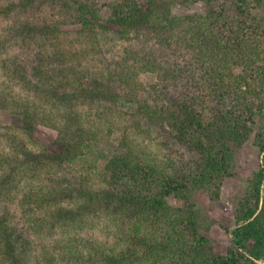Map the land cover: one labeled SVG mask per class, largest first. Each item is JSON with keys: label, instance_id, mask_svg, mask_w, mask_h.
I'll return each instance as SVG.
<instances>
[{"label": "trees", "instance_id": "obj_1", "mask_svg": "<svg viewBox=\"0 0 264 264\" xmlns=\"http://www.w3.org/2000/svg\"><path fill=\"white\" fill-rule=\"evenodd\" d=\"M197 1L0 0V264H264V0ZM253 132L262 161L215 253L190 197L220 200Z\"/></svg>", "mask_w": 264, "mask_h": 264}, {"label": "rangeland", "instance_id": "obj_2", "mask_svg": "<svg viewBox=\"0 0 264 264\" xmlns=\"http://www.w3.org/2000/svg\"><path fill=\"white\" fill-rule=\"evenodd\" d=\"M162 1L169 4L172 14L181 17L203 13L207 9L204 4L197 0ZM253 6V12L264 20V7L256 6L255 4ZM103 43V57L107 60V64L119 66L120 61L126 55V48L130 45V40L122 37L116 27L110 26V31L103 35ZM169 56L171 59L177 58V53H170ZM183 57V55H178L177 59L180 60L182 58L181 60L183 61L188 59ZM236 72H240V69L237 68ZM140 79L144 83V87L149 88L150 83H155L157 77L155 74L147 72L145 74L142 73ZM178 90H180L179 86ZM7 123H9V115L5 111L0 110V125ZM38 131L39 135L47 141L54 142L56 140L57 132L55 130L40 125ZM163 135L162 133L160 135L157 132L154 133L153 150L160 149L163 155L170 154L173 151L168 146L164 144L158 145L164 140L165 136ZM107 139L110 145L112 143L113 146H118L122 139V133L117 130ZM255 140L256 132H253L241 147L235 148L232 176L227 177L224 181L219 201H211L209 196L203 191H197L190 197L191 202L196 205V209L199 211V222L204 234L210 239L209 248L212 252H226L230 240V232L226 230V227L232 229L235 226V212L238 203L246 195L249 188L248 181L261 164L262 153L256 146ZM173 153L176 154V152ZM176 155L178 156L179 154ZM169 201L173 206L180 205L173 197H170Z\"/></svg>", "mask_w": 264, "mask_h": 264}]
</instances>
